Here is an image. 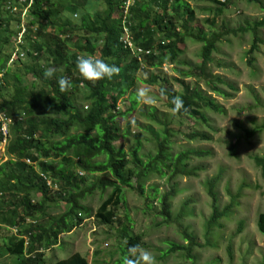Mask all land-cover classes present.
<instances>
[{
  "label": "trees",
  "instance_id": "16d2710c",
  "mask_svg": "<svg viewBox=\"0 0 264 264\" xmlns=\"http://www.w3.org/2000/svg\"><path fill=\"white\" fill-rule=\"evenodd\" d=\"M7 1L0 0V32L5 34L0 37V108L10 121L9 139L4 150L7 160L0 165V224L13 228L16 234L2 242L0 259L7 256L13 264H45L44 252L58 247L61 235L71 233L91 217L80 204L87 195L110 191L93 215L97 226L110 227L115 221L119 223L116 212L122 204V190L132 189L133 181L136 184L133 189H137L142 196L149 176H168L169 180L180 176L195 177L196 170L189 168V162L192 158L207 155L189 151L173 157L170 154V141L176 134H171V130L156 119L155 110L148 118L163 128V138L157 144L155 156L148 157L146 163L141 161L139 136H135V147L129 153L114 150V144L119 139L116 123L121 115L117 102L135 86V73L142 68L151 69L161 65L165 57L168 62L174 63L182 54L179 45L188 38L200 45V63L197 69L182 75L203 79L207 87L215 92V87H211L212 82L222 84L223 81L209 74L208 66L212 55L217 52L218 44L227 36L249 34L252 41L247 56H251L261 43L259 30L264 27V19L252 27H222L220 33L207 35L203 27L191 30L194 11L185 2L133 0L125 18V0H32L27 22L28 34L20 48L25 52L24 59L19 60L23 66L11 72L7 65L15 48L10 38L16 33V28L9 30V25L12 21L18 24L20 16L8 15L4 6ZM29 1L26 0V3ZM228 1L211 0L219 10L227 8ZM248 1L264 9L259 0ZM99 4H103L106 11L89 12L79 25H73L61 16L66 9L75 11L89 6L95 9ZM205 22L214 24V20ZM124 25L128 26L134 46L149 54L141 55L139 59L131 49L120 43ZM30 26H36V30H29ZM6 46L10 53L1 51ZM152 50L157 53L153 54ZM84 54L114 64L119 67V74L96 83L83 81L75 66L77 58ZM41 58H44L43 64ZM28 60L32 64L25 65ZM248 65H252V58L248 59ZM46 67L56 70L52 79L43 77ZM29 76L32 81L28 82ZM61 77L71 82L68 91H60L58 80ZM157 80L150 77L147 84L154 85ZM177 82L182 89L180 94L171 92L166 87L168 82L165 79H160L159 83L166 90L168 99L164 104L169 111L173 107L172 97L179 96L183 100L184 109L178 115L172 114L173 118L188 117L208 127L203 112L221 113V109L198 88H192L184 81ZM81 86L85 91L81 90ZM77 101L82 105H78ZM129 101V109L135 110L138 102L134 94L129 96ZM254 133L245 131V139L252 138ZM186 138L199 141L208 139L206 135L194 133ZM74 160L78 161L85 175L92 177L86 189L81 187L85 181L84 174L77 175L72 171ZM253 161L256 166L264 167V157H254ZM219 179L218 176L204 182L211 209L204 225L207 246L211 245L215 235L219 236L223 227L221 220L230 217V206L234 205L231 201L221 209L216 194ZM53 186L58 187L55 202L49 197ZM5 191L9 193L4 195ZM153 191L157 193L156 188ZM176 195L172 189L157 198L161 224L172 222L171 202ZM37 196L39 198L35 200ZM152 199L150 196L145 199L148 209H151ZM50 201L63 205L62 214L56 219L50 218L47 213V203ZM187 207L186 204L181 207L180 217L188 215ZM256 229L264 236V213L258 214ZM121 231L126 241L119 247L121 260L117 264H121L130 246L142 245L141 235L129 236L126 226ZM179 232L184 244L168 242L162 258L181 253L190 264H196L193 252L200 247L196 237L186 228H181ZM49 264L88 262L81 255L73 254Z\"/></svg>",
  "mask_w": 264,
  "mask_h": 264
},
{
  "label": "rangeland",
  "instance_id": "374dc122",
  "mask_svg": "<svg viewBox=\"0 0 264 264\" xmlns=\"http://www.w3.org/2000/svg\"><path fill=\"white\" fill-rule=\"evenodd\" d=\"M173 1L187 3L194 11L191 30L203 27L207 35L220 33L222 27L227 29L244 28L246 25L252 27L254 23L264 19V9L248 0H229L228 7L220 9L221 11L211 0ZM259 1L264 8V0ZM95 11L103 12L106 8L99 4ZM212 20H214L212 25L205 22ZM16 25L12 21L9 30L14 31ZM259 31L261 43L251 56H247L252 41L249 34L227 36L218 44L217 52L212 55V61L208 66V73L223 81L222 84L212 82L211 87H215V92L207 87L203 79L182 75L197 69L200 63V45L188 38L179 45L182 54L174 63L168 62L165 57L161 65H155L151 69L142 68L135 73V86L117 102L118 113L121 115L116 123L119 139L114 144V150L129 153L135 147V136H139L141 161L146 163L148 157L155 156L157 144L163 138V128L148 118L151 111L155 110L156 119L165 124L171 130V134H176L170 141V154L173 157L189 151L203 152L207 155L192 158L189 162V168L196 170L195 177L180 176L169 180L168 176H149L142 196L137 189H133L136 187L133 181L132 189L122 190V204L116 212L119 223L115 221L110 227L97 226L93 218L110 191L87 195L80 204L88 210L91 217L85 219L81 226L71 233L61 235L58 247L44 252L45 264L66 259L73 254L81 255L88 264H117L121 260L119 247L126 241L121 231L125 226L129 236L141 235L142 247L155 256L158 264H190L181 253L162 258L168 248V242L184 244L179 232L181 228H186L194 235L200 245L193 252L197 259L196 264H264V236L256 229L257 216L264 213V167L256 166L253 161L254 157H264V27ZM4 36L3 31L0 32V37ZM7 46L1 49L3 53L6 50L10 53ZM152 52L157 53L156 50ZM250 58L251 66L248 65ZM40 60L43 64L44 58ZM30 63L31 60H28L25 65ZM22 66L20 61L9 62L7 65L11 72L21 69ZM150 77H156L157 83L147 84ZM27 79L28 82L32 81L30 76ZM160 79L168 82L166 87L173 93L182 92L177 81H184L190 87L198 88L205 96L214 100L221 113L203 112L208 127L188 117L173 118L164 104L165 99L159 95ZM8 83L11 84L12 81L9 80ZM81 87V90L85 91V88ZM141 88L148 91L150 99L146 98L145 102L138 103L135 110L131 111L129 96L135 95L136 90ZM78 101L77 104L81 106L82 102ZM245 131H254V136L245 139ZM191 133L206 135L208 139L189 140L186 137ZM6 160L1 150L0 165ZM72 171L77 175L84 174L77 160L73 162ZM218 176L220 179L216 184V194L221 209L228 206L231 201L234 205L230 206V217L221 220L223 227L219 231V236L215 235L210 242L211 245L207 246L204 225L211 209L204 182ZM84 178L82 189H86L92 182V177L84 174ZM57 188L53 186L49 191V197L54 202L57 199ZM155 188L156 194L153 191ZM172 189L177 194L171 202L172 222L168 225L161 224L157 198ZM3 193L7 195L9 192ZM147 196L154 198L151 200V209L146 206ZM38 198L39 196L35 200ZM185 204L188 206L186 209L188 215L180 217L181 207ZM47 206L50 218L56 219L62 214V204L50 201ZM13 234H16L13 228H6L0 224V246ZM0 264L13 262L5 256L0 259Z\"/></svg>",
  "mask_w": 264,
  "mask_h": 264
},
{
  "label": "clouds",
  "instance_id": "9594fccd",
  "mask_svg": "<svg viewBox=\"0 0 264 264\" xmlns=\"http://www.w3.org/2000/svg\"><path fill=\"white\" fill-rule=\"evenodd\" d=\"M94 7L89 6L84 9H77L75 11L66 9L61 13L63 19L70 21L73 25H79L82 23L83 16L89 12H94ZM23 55V53H21ZM76 71L83 81L90 83H96L104 79H112L120 72L119 67L114 64L107 63L104 59L84 54L77 58ZM55 69L52 67H46L43 72L45 79H52L55 75ZM59 89L61 92L68 91L71 87V82L66 77H61L58 80ZM162 99H168L166 90L160 89L159 93ZM148 97V91L146 89H137L135 92V99L138 103L145 102ZM150 99V98H149ZM171 104L173 107L170 109L173 115H178L182 109H184L183 100L179 96L171 98ZM121 264H158L155 256L146 248L140 244H135L127 249L126 254L122 258Z\"/></svg>",
  "mask_w": 264,
  "mask_h": 264
},
{
  "label": "built area",
  "instance_id": "2783aa9c",
  "mask_svg": "<svg viewBox=\"0 0 264 264\" xmlns=\"http://www.w3.org/2000/svg\"><path fill=\"white\" fill-rule=\"evenodd\" d=\"M30 0L28 3H26V0H8L5 3V11L10 16H18L19 14L20 19L19 23L16 26V33L11 36L10 41L15 48V52L12 54L10 58V63H14L19 60H23L25 57V52H22L20 50L21 46L24 45V39L25 36H27V22L29 20L28 14H29V8L31 5ZM133 0H125L124 2V17L126 18L128 14V8L132 5ZM125 22V21H124ZM29 30L35 31L36 26H30ZM120 43L136 54L138 58L140 59L141 55H147L149 54L148 51H143L140 48H136L133 43L132 35L128 29V26L123 27L122 35L120 36ZM23 53V55H21ZM36 55V54H34ZM9 127H10V121L6 118L4 112L0 108V151L5 150V147L7 145L8 139H9ZM49 184V183H48Z\"/></svg>",
  "mask_w": 264,
  "mask_h": 264
}]
</instances>
